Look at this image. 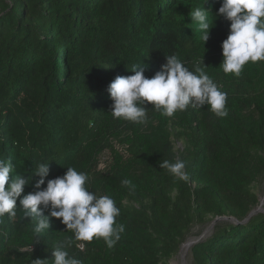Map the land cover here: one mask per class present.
Listing matches in <instances>:
<instances>
[{"label": "trees", "instance_id": "16d2710c", "mask_svg": "<svg viewBox=\"0 0 264 264\" xmlns=\"http://www.w3.org/2000/svg\"><path fill=\"white\" fill-rule=\"evenodd\" d=\"M222 3L0 0V158L12 159L10 181L49 163L46 187L74 167L88 175L90 191L111 196L120 209L116 222L125 232L113 249L102 239L66 247L82 264H168L217 218L237 223L216 222L189 248L190 264H264V212L247 219L264 181V62H249L239 77L223 72L230 21L218 15ZM196 7L211 15L205 43L190 16ZM170 55L190 71L206 67L227 93L229 115L218 118L205 106L169 118L146 104L144 125L114 119L107 89L115 77L134 75L139 65L151 78ZM176 159L186 162L187 182L159 167ZM22 216L17 210L0 222V264H52L55 245L73 233L53 218L37 238Z\"/></svg>", "mask_w": 264, "mask_h": 264}, {"label": "clouds", "instance_id": "9594fccd", "mask_svg": "<svg viewBox=\"0 0 264 264\" xmlns=\"http://www.w3.org/2000/svg\"><path fill=\"white\" fill-rule=\"evenodd\" d=\"M218 15L230 21L229 35L222 43L223 72L239 77L249 62H264V0H223ZM190 16L202 33V40L207 42L213 28L211 15L196 7ZM205 68L198 66L190 71L177 56L170 55L161 69L148 78L143 67L133 65L134 75L116 76L108 86L113 118L144 125L148 122L146 104L169 118L189 107L205 106L216 117L226 118L229 115L227 93L221 91ZM159 167L180 181L189 180L186 162L181 159L174 163L164 160ZM14 169L11 158H0V222L5 216L16 217L17 210H21L22 218L35 224L33 231L38 238L50 229L53 218L60 220L73 237L55 245L52 264H82L65 250L73 241L90 243L102 239L111 250L121 240L125 226L116 222L120 209L111 196L89 190L86 173L68 167L63 176L47 180L46 187H42L50 173L49 163H40L28 178L11 175L10 181ZM33 177H39L34 184L35 191L21 198ZM121 184L130 192L135 191L131 180L124 179ZM86 243H77L76 247L83 249ZM49 261L37 258L31 264H49Z\"/></svg>", "mask_w": 264, "mask_h": 264}, {"label": "rangeland", "instance_id": "374dc122", "mask_svg": "<svg viewBox=\"0 0 264 264\" xmlns=\"http://www.w3.org/2000/svg\"><path fill=\"white\" fill-rule=\"evenodd\" d=\"M175 146H176V149H178V148H180L181 144L178 143V144H175ZM119 150L121 151L122 149H119ZM122 153H124L123 150H122ZM106 159H107V156H106V155H105V156H102L101 162H103V165H104ZM101 166H102V165H101ZM102 167H103V166H102ZM255 191L257 192L258 197H259V200L261 201V199H262L263 196H264V181H262V182H260L259 184L256 185V189H255ZM210 226H211V225H210ZM210 226H209V227H206L202 232H200V230H199L200 228H199V227L194 228V229H193V232H194V233H198V232H200V233L197 234V235L194 234L192 237H190V238L188 239L187 242H189L190 240L200 239L201 237L207 236V235L212 231V228L210 229ZM187 242H186V243H187ZM188 252H189V251H187V252L185 253V251L182 252V250L179 249L178 253H177L176 255H174V256L168 261V264H190V259H189V257H188Z\"/></svg>", "mask_w": 264, "mask_h": 264}, {"label": "water", "instance_id": "95a60500", "mask_svg": "<svg viewBox=\"0 0 264 264\" xmlns=\"http://www.w3.org/2000/svg\"><path fill=\"white\" fill-rule=\"evenodd\" d=\"M263 205H264V196H263V198L261 199L258 208L255 209L254 211H252V212L249 214V216L247 217V219L250 218L251 216H253L254 214H257V213H259V212H264V210H263V208H262ZM247 219H246V220H247ZM221 220H227V221H230V222H233V223H237V221H236L235 219H231V218H217V219H215V220L213 221V223L211 224L210 229L212 228V226H213L216 222L221 221ZM204 237H205V236H204ZM202 238H203V237H201L200 239L190 240L189 242H187V243H185L183 246H181L180 249L182 250L183 247H186V251H185V253H186L187 251H189V248H190L192 245H194L195 243L199 242V240H201Z\"/></svg>", "mask_w": 264, "mask_h": 264}, {"label": "bare ground", "instance_id": "6f19581e", "mask_svg": "<svg viewBox=\"0 0 264 264\" xmlns=\"http://www.w3.org/2000/svg\"><path fill=\"white\" fill-rule=\"evenodd\" d=\"M184 251H186V247H183V248H182V252H184Z\"/></svg>", "mask_w": 264, "mask_h": 264}]
</instances>
